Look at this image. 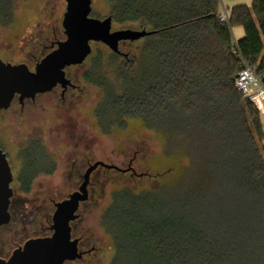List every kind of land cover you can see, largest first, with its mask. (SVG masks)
<instances>
[{
    "label": "trees",
    "instance_id": "obj_1",
    "mask_svg": "<svg viewBox=\"0 0 264 264\" xmlns=\"http://www.w3.org/2000/svg\"><path fill=\"white\" fill-rule=\"evenodd\" d=\"M109 2L113 23H136L155 32L147 35L152 41L143 43L138 58H124L116 67L120 93L103 74L97 83L85 72L104 98L115 97L116 118L101 132H134L131 121L140 119L162 147L157 158L169 163L161 173L148 167L140 172L154 180L149 189L114 188L101 216L116 247L111 264H264V128L261 112L235 85L241 57L264 83V0L226 7L228 21L219 20L220 0ZM15 14L13 0H0V26H12ZM237 26L245 33L236 41ZM109 51L113 60L123 58ZM153 64L154 78L148 71ZM163 116L172 124L158 125ZM37 147L45 149L36 137L23 150L29 166ZM51 163L27 180L19 177V190L30 192L39 174L54 172L56 162ZM118 174L140 177L130 171ZM184 177L189 179L184 212L162 210L157 201L140 208L143 194L167 187V179L177 186ZM115 209L124 218L119 234L107 224Z\"/></svg>",
    "mask_w": 264,
    "mask_h": 264
},
{
    "label": "rangeland",
    "instance_id": "obj_2",
    "mask_svg": "<svg viewBox=\"0 0 264 264\" xmlns=\"http://www.w3.org/2000/svg\"><path fill=\"white\" fill-rule=\"evenodd\" d=\"M252 1L220 0L219 10L222 11L224 6L231 10L237 4L251 6ZM13 5L16 10L13 25L0 26V57L13 63L25 62L33 66L41 56L44 45L53 39L64 38L62 20L66 11V0H13ZM92 7L91 15L99 18L110 15L112 9L109 0H93ZM124 27L141 28L136 23H113V29ZM239 27L242 26L234 27V38L238 36ZM151 41L145 36L132 44L123 43L122 49L129 51L131 57L138 58L143 43L146 45ZM92 47L95 56L89 57L82 65L71 67V75L78 77L85 71H90L93 82L101 83L103 74L116 93H120L122 81L115 70L118 65L124 64V57L113 60L109 51L111 49L101 42ZM148 62L146 66L150 65ZM155 67L156 64H153L148 69L152 71V78L155 77ZM139 68L137 73L144 75ZM103 83L107 84L106 79H103ZM109 87L110 85L107 86L108 90ZM84 89L83 94L73 102L68 99L69 96L66 101L61 100V88H58L52 93L37 96L35 100L26 101L23 106L15 102L0 113V145L7 154L14 175L11 186L16 195L25 200L16 214V220L22 216L26 222L22 231L16 232V237L45 230L51 222L54 202L68 197L79 188L83 174L91 162L103 160L127 167L133 158L137 173L147 167L159 173L169 169L168 162H160L157 158L163 154L161 145L155 140L152 131L143 127L140 119L131 121L134 132L113 135L101 132L108 131L111 121L116 118L115 97L104 98L102 88L96 83L87 84ZM261 121L264 128V112L261 113ZM157 123L171 125L172 120L163 116ZM36 137L43 141L45 149L37 147L34 150L35 160L29 166L23 158V150ZM52 159L56 162L54 172L39 174L33 180L31 191L21 192L19 177L24 181L42 168L49 169ZM167 181V187L150 196L147 193L142 195L138 202L141 209L147 201H157L160 208L167 212L173 208L184 212L185 208H189V199L185 198L189 179L184 177L177 186H173L171 180ZM122 184L131 185L139 192L153 187L155 182L143 176H121L115 169L110 172L99 169L91 177L89 198L82 204L80 213L92 226L97 245L104 247L93 257L91 264H111L116 255L112 236L101 226V216L111 201L114 188ZM123 220V216L115 209L108 217V228L119 234ZM5 230L2 231L3 234ZM8 250L0 249V252L5 253Z\"/></svg>",
    "mask_w": 264,
    "mask_h": 264
},
{
    "label": "water",
    "instance_id": "obj_3",
    "mask_svg": "<svg viewBox=\"0 0 264 264\" xmlns=\"http://www.w3.org/2000/svg\"><path fill=\"white\" fill-rule=\"evenodd\" d=\"M93 0H66L62 26L65 38L35 65L13 63L0 57V110L9 108L18 95L23 101L53 89L58 84L66 87V67L83 63L92 53V42H101L115 53H123L122 41H136L155 32L147 28L124 27L113 29V17L92 16ZM125 56L128 54L124 53ZM98 166L127 171L113 163L97 160L88 165L79 188L68 197L54 203L51 229L48 236L28 239L15 249L8 259L0 257V264H62L66 259L81 256L78 240L72 239L70 222L78 216L80 203L89 198L91 175ZM14 175L7 154L0 145V226L11 219L9 210L13 196Z\"/></svg>",
    "mask_w": 264,
    "mask_h": 264
},
{
    "label": "flooded vegetation",
    "instance_id": "obj_4",
    "mask_svg": "<svg viewBox=\"0 0 264 264\" xmlns=\"http://www.w3.org/2000/svg\"><path fill=\"white\" fill-rule=\"evenodd\" d=\"M15 12H16V10H15ZM1 26L6 27L3 24ZM64 38H65V36H64ZM64 38H61V39H64ZM61 39H53V40L50 41L49 44L44 45V49L42 51V54H41L40 57H38L36 59L35 64L33 66H31V65H29L27 63L30 66V68L34 69L36 63L41 58H43L47 53H49L51 50H53L55 47H57L56 41L57 40H61ZM136 41L127 40V41L120 42V48H121L123 53L122 54L118 53V54H120L125 59L130 60V57H131L130 56V52L129 51H124L122 49V44L126 43V42H128V43L130 42L132 44V43H135ZM93 43L94 42H92V44ZM124 53L128 54V56H125ZM5 61H10V60L7 59ZM85 61L83 63H81V64L70 65V66L66 67V77L71 81V83L68 84L66 87H63L61 84H58L57 86H55L53 89H51L49 91L37 94L35 96V98L37 96H39V95H45V94H48V93H52L56 89L61 88V100L66 101L67 96H69L68 99L71 102H73L76 97H79V96H81V94H83V92L85 91L84 88L87 86V84H91V82L89 80H87L86 77H85V72L86 71L83 74H81L80 76L74 77L73 75H71L69 69L71 67H74V66L82 65V64L85 63ZM35 98H27V99L21 101L19 96L16 95L13 98L9 108L15 102H19L23 106L26 101L35 100ZM4 110H6V109L0 110V113L2 111H4ZM133 162L134 161L131 160L129 162L128 166L127 167H123V168H129L130 165H131L133 168H130L127 171H130V173H134V174L143 176L142 173H137L135 167L133 166ZM103 168H104V170L112 169V168H106V167H103V166H98L94 170V172H96L97 169H103ZM117 171H119V170H117ZM94 172L92 173L91 177L93 176ZM120 172H126V171H120ZM89 186H90V184H89ZM22 198L23 197H21V196L19 197L18 195H16V191L13 188V196L11 198V203H10V207H9V210H10V213H11V219H10V221L8 223L3 224V225L0 226V249L1 250L9 249V250H8V252H5V253L0 252V257L1 258L8 259L15 249L23 246L24 243L30 238L48 236V235H51L53 233V230L51 229V224H52L53 221H52V218H51V222L49 223L48 227L45 230L41 231L40 233H35V234L31 233V234H29V236L25 235V236H22V237H16L15 236L16 232L22 231V229L24 227V224L26 222L22 216L19 219L16 220V214H17V212L20 211L21 203L23 201H25ZM84 202L85 201L80 203V207H79V210H78V216L74 220H72L70 222L72 239H77L78 240V243H77L78 244V251L81 253V256H78V257L73 258V259H66L62 264H91L92 263L91 260L93 259V257L98 255V253L101 252L102 249H104L103 245H97L95 239L93 238L92 226L89 223H87V221L82 217V214L80 213V208H81V206H82V204ZM54 210H55V205H54ZM4 229H6V230H5L4 234H3L2 231ZM7 244H8V246H7ZM5 246H7V248Z\"/></svg>",
    "mask_w": 264,
    "mask_h": 264
},
{
    "label": "built area",
    "instance_id": "obj_5",
    "mask_svg": "<svg viewBox=\"0 0 264 264\" xmlns=\"http://www.w3.org/2000/svg\"><path fill=\"white\" fill-rule=\"evenodd\" d=\"M218 17L220 21L229 20V12L226 7L220 11ZM241 59L242 69L235 79V85L238 90L252 101L259 111L264 112V83L255 67L249 64L244 58L241 57Z\"/></svg>",
    "mask_w": 264,
    "mask_h": 264
},
{
    "label": "crops",
    "instance_id": "obj_6",
    "mask_svg": "<svg viewBox=\"0 0 264 264\" xmlns=\"http://www.w3.org/2000/svg\"><path fill=\"white\" fill-rule=\"evenodd\" d=\"M238 5V4H237ZM225 7V6H224ZM234 7V6H233ZM240 28V31L238 32V36L235 37V40L237 41L238 39H240L242 36H244V29L243 27H239ZM233 33H234V28H233ZM261 113H263V111H260Z\"/></svg>",
    "mask_w": 264,
    "mask_h": 264
}]
</instances>
